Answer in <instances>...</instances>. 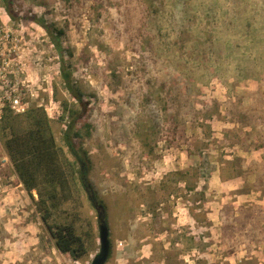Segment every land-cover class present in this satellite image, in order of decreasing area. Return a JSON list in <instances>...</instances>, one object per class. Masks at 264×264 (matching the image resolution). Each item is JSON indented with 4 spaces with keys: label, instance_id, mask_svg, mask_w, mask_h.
Returning a JSON list of instances; mask_svg holds the SVG:
<instances>
[{
    "label": "rangeland",
    "instance_id": "obj_1",
    "mask_svg": "<svg viewBox=\"0 0 264 264\" xmlns=\"http://www.w3.org/2000/svg\"><path fill=\"white\" fill-rule=\"evenodd\" d=\"M0 18V97L43 107L60 142L63 55L90 102L106 264L264 258V0H0ZM41 20L66 29L61 49ZM0 163V264H91L100 239L78 261L58 252L1 139Z\"/></svg>",
    "mask_w": 264,
    "mask_h": 264
},
{
    "label": "trees",
    "instance_id": "obj_2",
    "mask_svg": "<svg viewBox=\"0 0 264 264\" xmlns=\"http://www.w3.org/2000/svg\"><path fill=\"white\" fill-rule=\"evenodd\" d=\"M6 9L14 17L12 7ZM40 25L61 49L60 41L66 29L55 26L52 29L43 20ZM72 76L71 67L62 55V89L72 100L66 99L55 87V99L62 107L59 121L65 124L60 142L53 121L37 104L23 113H16L6 104L0 118V139L11 173L29 195L53 246L61 255L78 261L98 250L100 239L92 218L85 213V201L96 212L98 226L108 225V208L90 177L94 163L85 148L95 131L92 109ZM2 168L0 163V171ZM176 174L186 183L188 191L195 190L196 186L187 181L189 171ZM66 205L71 209H66Z\"/></svg>",
    "mask_w": 264,
    "mask_h": 264
},
{
    "label": "built area",
    "instance_id": "obj_3",
    "mask_svg": "<svg viewBox=\"0 0 264 264\" xmlns=\"http://www.w3.org/2000/svg\"><path fill=\"white\" fill-rule=\"evenodd\" d=\"M0 20H2L0 18ZM1 24V21H0ZM7 37L9 38V34L7 35ZM12 40H17V38L15 39L12 35ZM5 70V68H3ZM5 86L8 88H13L16 86H19V83H14L13 81H10L9 79L4 81ZM1 87V86H0ZM10 92V93H9ZM17 89H13V90H7L5 92V96L0 97V118H1V114H2V108L8 104L10 106V108L12 110H14L16 113H23L27 108L28 105L27 103L24 102V97H22L21 94H17ZM251 260L253 259V257L250 258ZM248 261L249 258H246L245 256H241V257H237V259L235 261H230L231 264H244V261ZM257 264H264V258H258L257 257ZM208 264H212V262H209Z\"/></svg>",
    "mask_w": 264,
    "mask_h": 264
},
{
    "label": "water",
    "instance_id": "obj_4",
    "mask_svg": "<svg viewBox=\"0 0 264 264\" xmlns=\"http://www.w3.org/2000/svg\"><path fill=\"white\" fill-rule=\"evenodd\" d=\"M100 242L101 251L93 259L91 264H106L110 253H111V240H110V230L108 225L102 224L100 226Z\"/></svg>",
    "mask_w": 264,
    "mask_h": 264
}]
</instances>
